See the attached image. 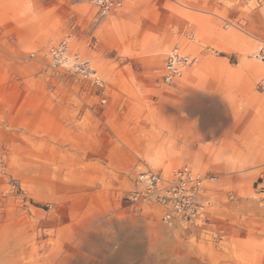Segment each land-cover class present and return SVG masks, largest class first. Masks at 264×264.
I'll return each mask as SVG.
<instances>
[{
    "label": "rangeland",
    "instance_id": "rangeland-1",
    "mask_svg": "<svg viewBox=\"0 0 264 264\" xmlns=\"http://www.w3.org/2000/svg\"><path fill=\"white\" fill-rule=\"evenodd\" d=\"M118 2L0 0V264H264V0ZM182 166L165 222L136 178Z\"/></svg>",
    "mask_w": 264,
    "mask_h": 264
},
{
    "label": "built area",
    "instance_id": "built-area-1",
    "mask_svg": "<svg viewBox=\"0 0 264 264\" xmlns=\"http://www.w3.org/2000/svg\"><path fill=\"white\" fill-rule=\"evenodd\" d=\"M90 1L100 17L107 16L120 5L118 0ZM63 49V45H61L54 54L56 56L63 55ZM254 57L264 64V43ZM195 62L196 59L191 55L184 54L177 48L172 49L165 57L160 76L161 82L166 85L173 84L181 77L183 71ZM256 90L259 93H264V77L256 84ZM205 181V177L200 172L189 166H182L166 176L162 173L139 174L136 178V185L139 187L140 195L142 189V192L166 209L163 215L165 222H171L173 215L183 218L184 221L187 218L191 221L192 218L201 216L203 207L198 205L197 199L204 191ZM261 194L260 204L264 207V189Z\"/></svg>",
    "mask_w": 264,
    "mask_h": 264
},
{
    "label": "crops",
    "instance_id": "crops-1",
    "mask_svg": "<svg viewBox=\"0 0 264 264\" xmlns=\"http://www.w3.org/2000/svg\"><path fill=\"white\" fill-rule=\"evenodd\" d=\"M204 125V124H203Z\"/></svg>",
    "mask_w": 264,
    "mask_h": 264
}]
</instances>
